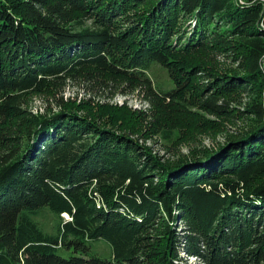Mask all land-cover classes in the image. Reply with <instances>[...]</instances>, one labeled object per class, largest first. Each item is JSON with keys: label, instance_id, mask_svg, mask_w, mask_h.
<instances>
[{"label": "trees", "instance_id": "1", "mask_svg": "<svg viewBox=\"0 0 264 264\" xmlns=\"http://www.w3.org/2000/svg\"><path fill=\"white\" fill-rule=\"evenodd\" d=\"M243 1L0 0V264H264V8ZM245 35L243 74L213 68ZM236 92L254 95L250 126L218 150L169 165L121 132L209 127L194 107L231 118ZM130 93L144 106L103 126L101 101ZM47 208L55 235L35 219Z\"/></svg>", "mask_w": 264, "mask_h": 264}, {"label": "rangeland", "instance_id": "2", "mask_svg": "<svg viewBox=\"0 0 264 264\" xmlns=\"http://www.w3.org/2000/svg\"><path fill=\"white\" fill-rule=\"evenodd\" d=\"M258 1L259 3L263 4L264 8V0ZM237 3L245 4V1L237 0ZM87 22L90 23V21ZM259 25L261 30H264V10ZM250 39H252V37L246 35L234 37V43L240 47V53L238 55H234L228 52L217 55L215 60L211 62L213 63V68H216L223 73L237 71L243 74V71L239 69V65L241 64L242 59H246L245 54L247 55ZM145 73L151 79L154 87L158 90L167 91L173 89L175 86V83L171 79L167 69L159 63H151ZM257 87L263 88L264 91V77L259 80ZM76 94L78 95L76 96ZM83 95V92L81 90L78 92V88L74 87L73 85H70L65 92L66 98L78 97V103L80 102V98ZM229 99L232 102L234 112H237L236 116H233L234 114L232 115L233 118L217 117L203 109H199V104L194 107L200 115H202L208 121H211V124L208 125L209 127L206 128H186V130L181 127L165 126L158 131L145 132L143 127L136 126L135 131L138 132L131 133L129 129H122L121 132L123 134H127L128 137L134 139L136 142H139V145L143 147L147 153H151L156 159L160 160V162L173 165L183 159L193 158V156L199 153L202 149L205 151L210 148H215L216 146L218 150V146H224L230 137L235 136L237 133L250 126L251 121L249 119L251 117H246V114L244 115L243 111L246 106H249L254 101V95L236 92L231 95ZM46 103L47 101L43 102L41 98H37L33 100L31 109L33 112L42 111ZM101 104H107L108 106H105V108H103L101 111L95 109L97 111L96 117H101L103 121V123H101L103 126H105L107 121L104 122L103 117L111 122V120H113L112 116H114V114H117L119 117L122 111L125 112L124 108L133 110L136 108H142L144 106V101H142L141 95H138L137 93H130L128 95L117 94L110 100L101 101ZM240 110L243 113H241ZM155 180L157 179L155 178ZM62 217L65 220L70 218L69 214L67 213L62 214ZM35 219L40 228L45 233L55 235L59 218L53 212H51L48 208L43 209L35 215ZM92 245L93 251L98 255L105 258L111 257L112 247L106 240H95L92 242ZM181 254L184 259H187L189 263L204 264L203 260L198 257H190L184 252Z\"/></svg>", "mask_w": 264, "mask_h": 264}]
</instances>
